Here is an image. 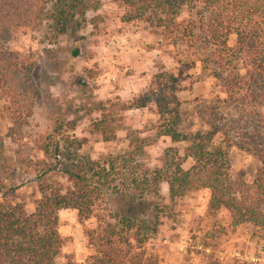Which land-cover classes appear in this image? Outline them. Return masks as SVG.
Wrapping results in <instances>:
<instances>
[{
	"label": "trees",
	"instance_id": "1",
	"mask_svg": "<svg viewBox=\"0 0 264 264\" xmlns=\"http://www.w3.org/2000/svg\"><path fill=\"white\" fill-rule=\"evenodd\" d=\"M98 7V0H0V89L12 121L11 136L21 135L28 125L39 95L34 64L10 47L13 36L47 24L56 36L78 39ZM122 7L124 23L146 24L184 63L214 64L224 71L227 98L205 113L207 131L182 137L176 130L181 121L178 79L167 71L154 76L159 115L173 121L160 135L190 143L187 157L195 165L188 171L168 156L165 168H149L141 145L96 161L81 153L82 141L56 128L40 146L45 159L37 163L43 165L38 178L60 175L68 186H42L31 214L18 200V188L9 184L11 168L0 139V264H59L63 210H76L81 224L91 223L85 231L92 251L88 264H159V256L146 245L168 215L164 183L172 201L198 184L209 192L210 213L226 212L235 226L264 228V0H122ZM231 37L234 46L229 45ZM69 56L78 59L81 48H71ZM78 83L87 85L85 79ZM143 107L123 104L121 111ZM101 109L105 114L106 104ZM103 123L98 122L100 132ZM218 136L223 140L213 146ZM233 147L258 159L252 182L231 177Z\"/></svg>",
	"mask_w": 264,
	"mask_h": 264
},
{
	"label": "rangeland",
	"instance_id": "2",
	"mask_svg": "<svg viewBox=\"0 0 264 264\" xmlns=\"http://www.w3.org/2000/svg\"><path fill=\"white\" fill-rule=\"evenodd\" d=\"M98 1V11L88 15V24L78 39L56 36L45 24L19 30L9 43L34 64L39 90L28 125L21 135L11 136L12 121L0 89V139L11 168L9 184L18 188L17 198L29 214L35 211L42 186H68L60 175L38 178L43 165L37 163L45 159L40 146L56 128L63 135L82 141L81 153L96 161L141 145L142 160L149 168H165L168 156L170 162L179 159L188 171L195 165L187 157L190 143L173 142L160 135L173 126V121L168 115H159L154 76L167 71L178 79L181 121L176 130L182 137L207 131L205 113L213 111L220 99L227 98L224 71L214 64L205 67L200 62L195 66L184 63L146 24L124 23L122 0ZM94 17L100 19L92 22ZM235 42V37H231L229 45L234 46ZM75 46L81 48V56L71 60L69 55ZM80 79H85L87 85L80 86ZM136 103L144 107L121 111L123 104ZM102 104H106L105 114ZM101 120L102 132L98 130ZM73 124L76 126L72 130ZM222 140V136L216 137L213 146H219ZM229 157L231 177L252 182L259 166L253 153L233 147ZM162 194L168 215L146 245L149 253L159 256V264H264V228L235 226L226 212L210 213L209 192L198 184L172 201L169 186L164 183ZM87 226L80 223L76 210L59 213L58 230L63 240L59 264H88L92 251L85 235Z\"/></svg>",
	"mask_w": 264,
	"mask_h": 264
}]
</instances>
